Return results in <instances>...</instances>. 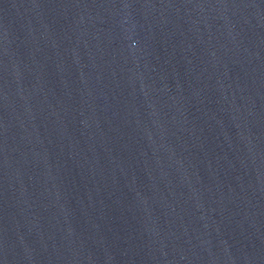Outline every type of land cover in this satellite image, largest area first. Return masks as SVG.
Masks as SVG:
<instances>
[{
  "label": "water",
  "instance_id": "1",
  "mask_svg": "<svg viewBox=\"0 0 264 264\" xmlns=\"http://www.w3.org/2000/svg\"><path fill=\"white\" fill-rule=\"evenodd\" d=\"M0 264H264V0H0Z\"/></svg>",
  "mask_w": 264,
  "mask_h": 264
}]
</instances>
